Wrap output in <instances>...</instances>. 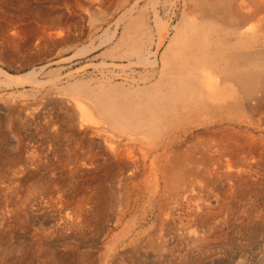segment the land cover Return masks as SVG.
I'll list each match as a JSON object with an SVG mask.
<instances>
[{
	"label": "bare ground",
	"instance_id": "1",
	"mask_svg": "<svg viewBox=\"0 0 264 264\" xmlns=\"http://www.w3.org/2000/svg\"><path fill=\"white\" fill-rule=\"evenodd\" d=\"M129 5L104 28L98 46L75 56L106 46L104 55L126 62L117 68L138 69V75L120 82L74 80L47 98L59 114L43 116L34 131H59L70 139L58 169L41 174L44 163L32 156L14 173L0 165V246L24 231L35 208L66 206L50 229L29 233L34 251L8 243L7 252L0 249V264L40 259L97 264L91 251L77 252L97 240L104 244L99 264H119L141 246L159 255L167 243L203 250L210 241L227 245L236 232L254 237L264 228V206L254 195L264 184V0H133ZM41 18L40 41L64 36L65 24L53 22L50 14ZM12 30L0 33L14 50L24 33L20 27ZM39 73L10 75L0 68V88L42 85ZM25 118L34 126L39 116L32 111ZM112 188L124 196L117 210L107 200ZM139 207L142 214L129 217ZM231 225L234 235L227 236ZM51 238L71 250L57 253ZM6 253L14 259L6 260Z\"/></svg>",
	"mask_w": 264,
	"mask_h": 264
},
{
	"label": "rangeland",
	"instance_id": "2",
	"mask_svg": "<svg viewBox=\"0 0 264 264\" xmlns=\"http://www.w3.org/2000/svg\"><path fill=\"white\" fill-rule=\"evenodd\" d=\"M132 3L133 0H0V32L9 35L13 32L12 27L15 26L22 28V32L24 33L18 37V47L17 49H15V47L14 50L8 49L6 44L1 41L0 33V68L10 75H23L32 70H36L38 73L40 72L37 76V80L42 84L37 86L35 84H25L23 87H14L11 88V90L0 88V140L2 139L0 141V165H8L10 167V173L13 171H20L21 168L29 165L28 162L33 158L36 162L44 163L41 165L44 169L40 172L41 174L48 171L50 167L58 169V163H60L62 158L61 154H64L63 151L66 149V143L68 144L70 139H64V134L59 136V131L54 133L52 130H48L41 134L40 131V133H36L34 128H36L35 126H41L43 124V118L45 116H56L58 110L53 109L49 104V101H47V98L57 92V94L60 95V88L62 85H66L68 82L72 83L74 80L82 79H96L97 83L104 81V79L113 82H120L124 79H131L130 77H136L138 75L140 71L138 69H134V73H129L128 70H126V73H123L120 68H117L116 65H124L126 62H121L104 55L105 51L108 49L106 46L86 52L84 53L85 55L77 56V58L75 56V53L78 52L79 49L81 50L94 45L98 46L97 42L102 36L101 34L105 31L104 28H107L109 25L108 23H113L117 16L121 14L124 9L131 6L129 4ZM142 4L143 3L140 2V7ZM35 11H39L38 13L40 16H34ZM28 12L30 15L27 14ZM44 14H50V19L53 22L59 20L58 22L66 25L64 36L62 38H56L53 41L46 42L38 39L40 38L39 33L40 36H42L41 34L44 28L43 22H45V20L41 18ZM33 19H36L37 22ZM31 25L33 28H31ZM30 33H32V35ZM21 40L24 42L22 43ZM103 64H106L107 66H104ZM110 65L114 67L112 68ZM39 68L43 70L39 71ZM47 79L48 81L56 79V81L53 86H51L52 83L48 82ZM31 110L36 112V115L39 116L35 121L37 123L39 121V123L34 124V126L32 124L31 126L24 123L26 114L32 112ZM59 124L61 125V123ZM62 129L63 127L61 128L60 126V130ZM254 135L258 136L259 133H255ZM1 136L5 137L3 138ZM70 147H72V145ZM29 148L30 150H28ZM27 150L28 152H26ZM45 164L46 167H44ZM261 179L263 180L261 183H264V176H262ZM262 186V190L256 192L253 191L255 192L254 195L258 196L257 203L259 206H264V184ZM246 192L247 191L244 193ZM53 193V196H55L53 197L54 199L57 196L55 192ZM107 194V200L110 201L112 210H117V208L123 206L124 196H120L121 192L118 191V189L112 188L111 192L109 190L107 191ZM246 196L250 195H242V199H247ZM252 196L253 195H251L250 198H253ZM246 201H244L243 204L246 203ZM56 206V203L50 205L49 203H44L42 209L35 208L33 214H31V216L29 215L30 220L28 226H25L24 231L19 233L17 230L20 235L18 234L16 238L4 241L2 244L5 247H2L3 245H1L0 249L5 251H0L2 253L7 252L6 248L10 243L15 244L16 247H18V245L25 246L26 248L31 247V249L28 248V250L34 251L32 250L34 245L29 233H32L34 228L39 227L48 230L51 225L58 222L59 218L66 212V206H63L62 210ZM140 207V211L138 210L139 213L137 212L134 215L130 214L129 217H139L142 214V208ZM183 224H185V222H183ZM29 227H31V229ZM230 230L231 233H229ZM233 230L234 227L231 225L226 231V235L229 233L227 236H233ZM25 232H27V235ZM236 235L237 238L233 237V241H230V244L226 245L222 240H215L214 242L210 241V243L206 244V248L204 247L203 250L199 249L200 247L196 245L186 246L183 244V246H180L177 243H167V247L163 252L164 255H161L162 253H160V255L154 254L153 252L151 253L150 248L141 246L142 248L139 249L137 254H133L134 256L128 254L127 256L130 257V259L127 260L126 257H123V262L119 261V264H178V261L183 258L186 260L184 261L185 263L183 262L182 264H264V228L254 237L247 236L242 231L236 232L235 236ZM23 237L26 238L24 239ZM48 243L51 245L52 250L61 253V255L65 254L66 251L68 253L71 250L70 244L69 246H66L68 248L66 250L62 243L55 241V238L48 239ZM103 247L104 244L97 240L91 244H87L84 248L82 246L81 248L79 247L80 249H77L76 247L74 249H77V252L86 250L91 251L95 262L99 264L101 255L104 252ZM6 255L8 256L6 260L14 259V257L11 258L7 253ZM31 257L32 254L29 252L28 258L30 259ZM40 262L43 264L41 259L40 261H34L33 264H40Z\"/></svg>",
	"mask_w": 264,
	"mask_h": 264
}]
</instances>
